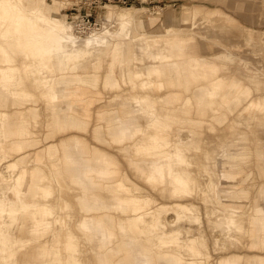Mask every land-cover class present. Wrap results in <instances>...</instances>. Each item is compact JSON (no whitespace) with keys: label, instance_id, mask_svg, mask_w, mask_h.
I'll list each match as a JSON object with an SVG mask.
<instances>
[{"label":"rangeland","instance_id":"rangeland-1","mask_svg":"<svg viewBox=\"0 0 264 264\" xmlns=\"http://www.w3.org/2000/svg\"><path fill=\"white\" fill-rule=\"evenodd\" d=\"M147 2L134 6L107 4L101 10L93 22L94 29L99 30L106 23L105 29L114 33L100 47L101 62L98 70L91 65L90 53H62L59 44H48L46 41L43 44L46 48L39 52L23 33H13L4 41L5 34L11 29L15 19H18L19 13L9 10L0 18V45L6 46L12 57V61L4 62L0 53V87L15 95L12 102H0V120L3 123L0 134L4 138L10 136L0 140V264H98L95 235L97 228L91 227L89 220L98 219L103 224L107 215H111L115 222L140 219L133 230L134 245L141 244L151 253L159 255L171 254L178 264H218L223 257L231 254L244 255L241 257L244 259L255 258L257 255V264H264V246L259 243L251 245L264 236V227L254 236L251 224V215L257 214V210L264 206L258 203L259 195L264 193V133L258 132L260 127L255 123L256 118L264 115V0ZM21 3L26 8H31V11H37L42 21L56 22L60 27H65V30L70 26L76 35L85 34L78 29L76 33L70 22V13H74L70 7L75 3L80 4V0H21ZM119 16L129 20L120 22L116 20ZM135 20L137 24H134ZM23 22L20 19L22 27ZM236 24L242 26L243 31L239 32ZM169 28L179 30L183 37L188 36L186 40L194 47V56L203 60L211 59L208 67L225 68L216 76H226V80L221 82L223 87L233 83L229 100L223 102L218 96H207L205 92H210L211 87L204 80L198 84L192 82L188 88L178 85L179 88L174 86L177 85L175 83H166V76L140 73L145 63L136 55L138 48L137 51L134 45L128 52V45L138 43L143 37L148 39L150 35L165 33ZM105 29L102 28L99 32H104ZM78 36L85 38L88 35ZM111 45L121 49V68L110 66L109 61L112 59H109L108 53L111 52ZM223 50L233 56V61L218 57ZM9 67L17 69L15 82L4 81L8 77L5 70ZM111 70H114L113 77L118 83L106 86L103 84L104 76ZM66 75H73L78 79V88L73 89L76 98L70 97V89L62 82ZM128 76L132 77L136 85L126 82ZM143 78L159 85L162 90L158 91L152 86L142 88L140 80ZM94 80L95 85L91 84ZM213 80L214 78H210L209 81ZM162 81L169 85L162 87ZM199 85H204V92L199 90ZM170 89L183 92L184 96L197 91L193 93V98H201L191 102L189 113L182 106L184 103L177 102L174 114L176 121L173 123V135L183 133L186 142L189 141V133L194 139L204 138L200 151L178 148L176 137L174 140L164 139L160 148L152 146V139H140L146 131L161 130L159 126L155 127L154 117L149 114L141 121L143 130L134 136L126 137L123 132L114 131L115 128L112 127L120 126L123 121L127 123L128 117H138L148 109L157 115L159 103L148 101L147 95L154 97L159 92L172 91ZM62 93L69 99L53 98ZM209 101L213 107L208 106ZM138 103L142 105H138L136 111L133 110L132 106ZM162 107L166 114L164 106ZM241 129L247 132L244 133L247 136L243 140L248 142L250 161L248 164H238L239 170L236 164L227 163L226 168L221 171L229 181L215 180L213 196L209 198V179L201 177L203 172L198 171L199 166H194L193 158L197 159V164L202 163V153L204 150L208 151L211 140L216 139L215 141L225 144L226 139L221 138L225 137L226 131L240 132ZM20 131H25L33 140L29 145H23L24 148L11 152L12 142L17 137L15 133ZM258 137L263 139L260 141ZM71 139H76L78 146H82L86 159L91 157L93 149L114 158V181L105 180V183L116 189L124 188L123 197H130L133 201L142 200L145 208L136 213L133 208L123 210L116 202L104 204L98 201L97 208L85 212L87 203H91V193L66 175L62 164L54 160L55 152L51 153L53 147L48 155L51 144H65ZM258 150L263 154L262 162L257 158ZM59 154L63 153L60 151ZM168 157L177 161L187 159L185 164L173 163L172 167L177 165L173 172L186 168L192 179L198 182V192L172 198L171 188L175 186V182H170L173 180L172 175L165 177L163 181L157 182L156 177L151 181L147 180L151 177V163L155 160L165 162ZM97 167L99 165L95 166ZM92 174L94 179L102 180L95 173ZM22 179L33 186H40L41 195L46 199L38 201L52 211L51 228H55L54 234L47 237V257L37 256L40 241L37 235L27 231L23 213L21 209H17L20 201L16 200L15 185ZM43 181L46 186H42ZM230 181L233 186L245 189L246 195L235 198V201L227 199L222 189L230 186ZM102 182L104 184V180ZM44 188L48 190L46 193L42 192ZM144 197H148V200L144 201ZM24 198L30 200L31 197L26 194ZM218 208L227 210L228 214L242 212L245 225L240 231L243 239L239 247H232L229 243L225 245L229 229L218 222L219 217L225 215ZM5 209L8 210L7 216L2 213ZM10 218L13 221L11 225L8 223ZM81 224L87 227V232L82 229ZM110 226L119 234V238L113 246H104L105 264H135V247L125 246L123 241L126 238L120 235L119 228L113 224ZM71 237L74 238L72 242ZM28 239V243H22V240ZM200 239L203 240L202 244ZM68 242L76 244L77 249L73 251L76 262L69 259L72 252L68 249ZM127 257L132 260L124 261Z\"/></svg>","mask_w":264,"mask_h":264},{"label":"bare ground","instance_id":"bare-ground-1","mask_svg":"<svg viewBox=\"0 0 264 264\" xmlns=\"http://www.w3.org/2000/svg\"><path fill=\"white\" fill-rule=\"evenodd\" d=\"M33 4V3H32ZM31 8H26L22 5L21 0H0V18L5 14L4 12H7L9 10H15L19 13L18 19H15L14 23L11 25V29L8 31L7 34H5L4 41L8 40L7 38L11 37L13 33H23L27 37L28 42H33L35 45L36 51H43V49L46 48L44 42L46 41L48 44L56 43L59 44V50L62 53H72L77 54L78 52H84V53H90L89 59L92 61L91 65L94 69L100 68V47L105 45L108 40L113 36V31L106 30V23H103V29L104 32H99L101 29H93L89 33L86 34H78L80 36H86L85 38L79 37L76 35L73 31V29L69 26L65 30V27H60L56 22L53 21H42L37 11H31ZM116 17V16H114ZM20 19H22L23 27L20 25ZM128 18L124 16H119L116 20H120V22L127 20ZM75 27V26H74ZM236 28L239 32L243 31V28L236 25ZM65 30V31H62ZM98 30V31H97ZM76 32V28H75ZM99 32V33H98ZM77 33V32H76ZM191 35V34H190ZM189 35V36H190ZM111 36V37H110ZM152 37L155 38H148L145 39L144 37L141 38L138 43H133L128 45V52L132 48V46H136V50L138 48V53L136 55L141 60V62L145 63L141 67V74L142 73H153L156 76H166V83H175L177 85H174L176 87H179L178 85H182L185 88H188L189 85L192 82H195L196 84L199 83V81H206L210 84L211 91H206L205 93L207 96H218L221 98L223 102H226V100L230 99V92L234 88L233 83H230L228 86L223 87L221 85V82L226 80L225 75H220L219 77L216 76V74L224 69L220 68H214L208 65L211 63L210 60H203L196 58L194 56L195 51L194 47L190 44L189 40L186 38L188 37H174L171 35L164 36V38L158 37V34L152 35ZM194 37V36H193ZM239 38V36H238ZM19 42V41H18ZM207 43V42H206ZM19 44V43H17ZM130 47V48H129ZM110 51L108 53L109 59H112L109 61L110 66L112 68H120L123 66V62L120 60L121 55V49L116 48L113 45L109 47ZM127 52V53H128ZM0 53L2 54L3 61H12V57L10 56V52L6 46L0 45ZM168 57L166 60L163 58ZM202 57V56H201ZM219 58H222L225 61H233V56L230 55L226 51H221L219 53ZM205 58V57H204ZM208 59V58H207ZM151 60V62H147ZM147 62V63H146ZM220 64V63H219ZM140 68V67H139ZM8 77L4 79L5 82H15V77L17 78V69L14 67H9L5 70ZM2 72V70H1ZM115 76L114 70H111L109 73L104 76L103 84L106 86L115 85L118 83V80L113 77ZM120 75V74H119ZM210 78H214L212 82H210ZM140 80V79H138ZM170 80V81H169ZM212 80V79H211ZM2 82V80H0ZM62 82L65 85L68 90L71 91L72 98H76L77 96L73 93V89L78 88L77 83L78 79L76 76L73 75H66L63 76ZM126 82L130 83L132 86L136 85L135 81L132 79L131 76L127 77ZM162 81V87H167L169 84H166ZM203 83V82H202ZM6 84V83H5ZM91 84L95 85L96 80L91 82ZM7 85V84H6ZM140 86L142 88L150 87L156 88L158 91H161L162 89H159V85L153 84L149 79L143 78L140 80ZM201 86V85H199ZM209 87V86H208ZM180 88V87H179ZM172 91H167L165 93L159 92L156 96L151 97L150 95H147V100L151 102H158L159 108H158V114L156 115L155 112L151 113V110L148 109L145 111V113L141 114L138 117H128L129 122L125 123V121L120 123V126H114L112 128H115L114 131H120L125 134L126 137L134 136L135 134L140 133L143 130L141 121L146 118V116L149 114V116L154 117V124L157 128L158 126L161 128V130L158 131H152L148 132L146 131L144 133V137H139L140 139H152V146L155 147H162L164 139L157 137V136H164L168 135L172 132H174V126L175 124V118L174 114L177 111L176 104L177 102L184 103L182 105L184 109L186 108V112H191V102L196 101L197 99L201 100V98H193V93L197 91H193V93L189 96H184L183 92H176V89H170ZM200 91L204 92L205 87L204 85L201 86L199 89ZM156 91V92H158ZM189 91V90H186ZM154 92V91H153ZM14 94L5 92L2 89V86L0 87V102L1 101H7L12 102L14 97ZM69 96V95H68ZM82 96V95H81ZM54 99H63L67 100V95L62 94H56L53 96ZM188 98V99H187ZM238 101V100H237ZM138 105H142L141 103H138L136 106H132L133 110L138 109ZM166 110V114L163 112V107ZM181 106V107H182ZM75 111L76 109L73 108ZM124 112V111H123ZM124 123V124H123ZM189 123V122H186ZM255 123L257 127H262L264 124V117H258L255 119ZM129 128L127 129V127ZM3 128V123L0 120V129ZM169 129V130H166ZM1 133V132H0ZM20 139L14 140L13 146L11 149L17 150L19 148H24L23 145L27 146L30 144V141L33 139L30 137L29 134L25 133V131H20V133H15ZM148 135V138H145V136ZM180 139L176 141L178 148H193L197 151H200L201 145L204 142V138L201 137L200 139H189L188 142H186L181 133L177 134ZM10 137V136H7ZM237 140H232L228 142L225 150L232 149L233 152L231 154L225 155L221 159V164L225 163V161H230L231 163L238 164L241 163V161L245 158L243 155L244 153V147L241 146V143H243L244 136L242 134L237 135ZM156 139H159L156 140ZM0 140H4V136L0 134ZM258 147H260V144L258 142H255ZM79 143L76 139L69 140L68 143L60 142L58 145L54 146V144L49 147L48 149V155L50 153L51 147H53V150L51 153L55 152L54 160L59 164H62L63 170L65 171L67 176H70L73 182L80 183L81 186H84L86 190L89 191L91 199V203H87V207L85 208V212H89L95 208H97L98 201L103 202L104 204H113V202H116L120 207H122L123 210L127 211L129 208H133V212L138 213L139 210H142L145 208V205H143V201H133L130 200V197H123L124 195V188H114L109 184L105 183L106 181H114L113 177V168L115 167L116 163L114 158L108 156L104 152L96 151L93 149L91 151V157H88L86 159L85 151L83 150L82 146H78ZM58 146V147H57ZM10 149V151H11ZM60 151L63 154H59ZM259 154H261V150H258ZM59 158H57V156ZM52 156V158H53ZM203 159L207 162L205 166H208V157L209 152L207 150H204L202 153ZM50 158V159H52ZM163 160V159H162ZM187 159H181L180 161L172 159L171 157H168L165 159V162L155 160L151 163L152 168L150 169L151 177L148 178V181H151L155 179L158 182V180H165V177L172 175L173 180L170 181L171 183L175 182V186L171 188V197L175 198L177 196L181 195H188L193 194L195 192H198L196 181H194L189 173V171L186 170V168H180L178 169L177 173H174L172 170V164L179 162L180 164H185ZM99 165V167L95 168V166ZM162 165V166H161ZM55 167V165H54ZM189 167H191V163L189 164ZM139 170H143L141 167H138ZM96 176L98 175L99 178H102L104 180V184L102 180L94 179V174ZM27 177V172H26ZM204 180H207V177L201 176ZM42 178V176H41ZM25 182L26 179H23ZM105 191V192H103ZM96 193V194H95ZM222 193L226 196L227 199H230V190L227 188L222 189ZM107 195V197H106ZM104 196V199H103ZM148 197H144V201H147ZM17 209L25 210L23 206H18ZM185 209V208H184ZM16 210V209H15ZM140 218L141 216H137ZM106 222L103 221V224L101 222H98L97 220L90 219L89 224L91 227L97 228L95 231V235H99V247L102 248L105 245H111L115 242V240L118 237L119 234L115 232L110 225H115L116 228H119L120 235H123L124 238H126L124 242L125 246H133L134 248V255L135 257V264H149L148 261H157V264H177V259L175 256L171 254H162L159 255L157 253H151L148 249L145 247H142L141 244L134 245V233L133 230L136 228L135 225L138 224V221L140 219L131 220V219H125V220H119L117 222L113 221V217L111 215H107L105 217ZM255 222H253V226L262 225L264 223V215H260L259 218H254ZM143 221V218H142ZM263 222V223H262ZM146 223V222H145ZM223 223V222H222ZM223 225V224H222ZM235 225V223H233ZM227 228H229L228 225H225ZM81 227L83 230L87 232V227H85L83 224H81ZM140 226H138V229ZM151 228V227H150ZM239 226H236V229H238ZM148 233V232H147ZM254 231V236H255ZM104 236V238H103ZM74 239L73 237L70 238V242H72ZM69 245H71V243ZM200 242L202 244L203 240L200 239ZM260 243L264 246V237L259 240L257 239L254 241V244ZM252 244V245H254ZM105 248V247H104ZM69 249H71L69 252L70 254V260L72 262H76L77 259L73 255V251H76V247L70 246ZM128 256V255H126ZM132 258H125L124 261H131ZM256 258H249L244 263H242L241 258L237 255L228 256L225 258H222L218 264H256ZM74 264V263H73Z\"/></svg>","mask_w":264,"mask_h":264},{"label":"crops","instance_id":"crops-1","mask_svg":"<svg viewBox=\"0 0 264 264\" xmlns=\"http://www.w3.org/2000/svg\"><path fill=\"white\" fill-rule=\"evenodd\" d=\"M108 11H107V17H108ZM39 12L41 14H43L40 10H39ZM43 15H45V14H43ZM52 18L59 21V19H57L55 17H52ZM134 24H137L136 20H135ZM240 27H242V26H240ZM146 35H148V34H146ZM167 35H171V36H174V37H182V35L180 34L179 30H176V29H173V28L172 29H170V28L167 29V31L165 33H158V37H161V38H164V36H167ZM148 37H149V39L150 38H155V37H152V35H150ZM167 58L168 57H165L163 59L165 60ZM211 104H212V102L209 101V105L208 106L209 107H213V105H211ZM261 117H264V115L261 116ZM258 132H263L264 133V124H263L262 127H260ZM173 133L174 132H172V133H170L168 135L157 136V137H160L162 139H173V140H174V137H176V139L179 140L180 137L177 134L173 135ZM244 133L247 134V132L245 130H242V129H241L240 132L226 131L225 134H224L225 137L221 138V139H226L225 144H222L221 142L215 141L216 139L215 140H211L209 142V145H208V152H209V157H208V164L209 165L208 166H205V164H207V162L205 160H203L202 163H198L197 164V159L193 158L194 166H199L198 167V171L199 172H203V174L201 176H205V177H207V179H209L208 180V191H209V195L208 196H209V198H211V196H213L212 187L214 185L215 180L219 179L220 181H223V182L229 181L228 179L227 180L225 179V176L223 175V173L221 171L222 169L226 168V164L227 163H231L230 161H225V163L221 164V159L225 155L231 154L233 152L232 149L225 150L228 142H230L232 140H237L238 139L237 135L242 134L244 136ZM181 135H182V137L184 139L185 137L183 136V133H181ZM246 136H244V137H246ZM148 137H149L148 135L145 136V138H148ZM5 138L7 139V138H10V137H5ZM18 139H20V138L17 136L16 140H18ZM187 139H194V138H192L190 133H189V136H188ZM262 139H263V137H262ZM262 139L259 138L260 141ZM218 144H220V146H217ZM241 146L244 147L243 155L245 156V158L241 161V163L248 164L249 161H250L248 142L243 141V143H241ZM18 150L19 149H17V150L11 149V152H15V151H18ZM257 158L260 160V162H262V158H263L262 152H261V154L257 153ZM237 168L239 170V168H240L239 165H237ZM176 169H177V165L174 164V166L172 167V170H176ZM196 183H198V182H196ZM229 184H230V186L227 187V189L230 190V194H231L229 200L235 201V198L243 197V196L246 195L245 189H243V188L241 189L239 187L233 186L232 181H230ZM36 186H33V184L28 183V181L25 182L23 179L19 180V181L16 182V185H15V196H16V200L20 201L19 202L20 207L23 206L25 208V210H22V213H23L24 220H26L25 223H26L27 231L30 234H33L34 236L37 235V238L40 241V245H39L37 256L43 258V257H47V254H48V250L46 248V246H47V237H48V235L51 236V235L54 234V228L55 227L51 228L50 214H52V211L50 210V207H47L46 205H44V204H42V203H40L38 201V200H41V199H46V197L41 195L40 186H38V187H36ZM42 186H46L44 181L42 182ZM46 189L47 188H44L42 190V192L46 193L48 191ZM26 194L30 195V197H31L30 200H25L24 195H26ZM49 196H51V195H49ZM6 202H7V200H6ZM258 203L261 206L264 205V193L259 195ZM42 205L44 206V208H41ZM218 210L225 212L224 217H219V221L218 222L219 223L223 222V224L229 226V228H228L229 230H227V233H226L227 237L225 239V245H227V243H229L232 247H239V244H240L241 240L243 239V237H241V235H240V231L242 230L243 226L245 225V221L243 219L242 212L228 214L227 210H225V209L218 208ZM7 211L8 210H6V209L2 210V213H3L4 216L5 215L7 216V214H6ZM260 215H264V206L260 207L257 210V214H255L254 216L251 215V217H252L251 224L253 222H255L254 218L255 217L259 218ZM8 223H9V225H11L13 223L11 218H10ZM233 223H235V225H233ZM236 226H239V228L236 229ZM253 227H254L255 233H257V232H259L261 230L262 227H264V223L262 225H258V224H257V226L254 225ZM263 237H260V238L262 239ZM28 241H29V239L28 240H22V243L23 244L24 243H28ZM15 242H17V240H15ZM98 242H99V237L97 235V238H96V252L98 253V255H97V261L98 262L97 263L98 264H105V260H104L105 248L104 247L100 248ZM252 244H254V242H252L251 245ZM70 246L76 247V244L75 245H72V244L69 245L68 244V249H69ZM261 246L263 247V245H261ZM69 250H71V249H69ZM232 255H237L240 258L242 256H244V255H239V254H231L230 256H232ZM70 257L71 256L69 255V258ZM74 257H75V255H74ZM225 257H228V256H225ZM225 257H223V258H225ZM254 257L256 259L259 258V256H257V255H255ZM246 260H247L246 258L245 259L241 258L242 263H244ZM156 262L157 261H153V260L152 261H148L149 264H157ZM71 264H73V263H71ZM177 264H178V262H177Z\"/></svg>","mask_w":264,"mask_h":264},{"label":"built area","instance_id":"built-area-1","mask_svg":"<svg viewBox=\"0 0 264 264\" xmlns=\"http://www.w3.org/2000/svg\"><path fill=\"white\" fill-rule=\"evenodd\" d=\"M146 3L147 0H80V4L75 3L77 6L70 7L74 10V13H70V22L76 29L86 34L94 29L93 22L107 4L134 6Z\"/></svg>","mask_w":264,"mask_h":264}]
</instances>
